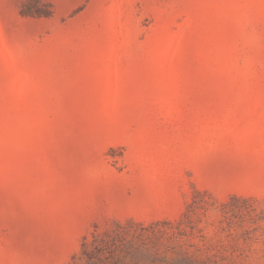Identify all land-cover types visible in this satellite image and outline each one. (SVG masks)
<instances>
[{
  "label": "rangeland",
  "instance_id": "rangeland-1",
  "mask_svg": "<svg viewBox=\"0 0 264 264\" xmlns=\"http://www.w3.org/2000/svg\"><path fill=\"white\" fill-rule=\"evenodd\" d=\"M0 264H264V0H0Z\"/></svg>",
  "mask_w": 264,
  "mask_h": 264
}]
</instances>
